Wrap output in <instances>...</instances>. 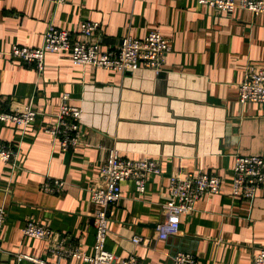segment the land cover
Here are the masks:
<instances>
[{"label":"crops","instance_id":"0c3cea01","mask_svg":"<svg viewBox=\"0 0 264 264\" xmlns=\"http://www.w3.org/2000/svg\"><path fill=\"white\" fill-rule=\"evenodd\" d=\"M82 21L98 22L92 40L102 49L154 28L171 49L158 70L123 72L75 65L69 52L52 51L38 73L8 55L13 45L39 46L50 23L70 30ZM249 64H264V13H227L196 0H0V110L37 111L25 128L0 120V140L16 148L9 161L0 159V264H32L19 254L89 264L72 253L93 254L90 190L111 150L159 167L145 174L143 192L123 180L121 198L108 208L111 264L130 255L140 264H175L178 251L200 264H252L264 245V190L251 199L232 193L235 157L264 160V104L237 98ZM65 94L81 109V143L68 151L44 131ZM198 172L217 176L219 191L202 193L176 233L157 237L170 178ZM55 179L60 189L44 188ZM28 222L47 226L50 236L24 234Z\"/></svg>","mask_w":264,"mask_h":264},{"label":"built area","instance_id":"2783aa9c","mask_svg":"<svg viewBox=\"0 0 264 264\" xmlns=\"http://www.w3.org/2000/svg\"><path fill=\"white\" fill-rule=\"evenodd\" d=\"M61 4L65 0H47ZM208 4L219 11L232 12L239 7L255 13H264V0H196ZM98 22L82 21L75 28L67 30L48 24L39 46L13 45L8 51L11 58H18L24 65L33 67L38 73L44 70V59L47 52H69L70 61L75 65H92L116 71H132L137 68L160 69L165 55L171 49L169 40L156 28L149 30L143 37L126 35L117 48L102 49L95 41ZM238 100L253 101L264 104V64H249L242 80L238 83ZM37 111L28 105L19 110H0V120L13 122L21 128L27 127L36 117ZM81 109L68 102L65 94L54 120L44 127V131L58 139L62 151L71 150L81 143L80 134ZM16 155V148L0 140V159L9 161ZM159 172L156 162L150 159H130L111 150L102 163L99 171L100 183L90 190V200L94 206V244L93 254L86 255L73 252L72 255L87 261L89 264H111L115 255L105 248L108 233V208L121 198V182L133 179L135 189H145V174ZM63 182L55 179L47 182L44 188L51 191L61 188ZM220 180L217 176L198 172L172 176L169 185V197L162 203L163 220L156 224L157 237L168 238L177 232L180 217L191 211L195 201L205 192H218ZM257 189L264 190V160L254 154L237 155L234 164L233 195L242 198H253ZM6 211L0 206V232L5 220ZM24 234L35 237H48L50 230L43 224L28 222ZM134 243L142 242L139 236L132 238ZM32 264H62L40 258L19 254ZM175 264H200L196 256L189 251H178L174 254ZM120 264H140L134 255L120 260ZM252 264H264V245L253 256Z\"/></svg>","mask_w":264,"mask_h":264}]
</instances>
